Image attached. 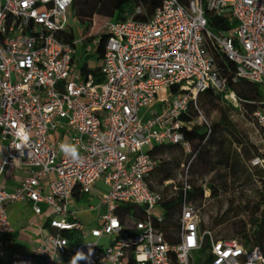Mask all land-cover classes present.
<instances>
[{
	"label": "built area",
	"instance_id": "built-area-1",
	"mask_svg": "<svg viewBox=\"0 0 264 264\" xmlns=\"http://www.w3.org/2000/svg\"><path fill=\"white\" fill-rule=\"evenodd\" d=\"M72 5L0 0V264H70L67 258L77 253L86 257L77 264H264V251L250 235L221 238L202 230L199 210L186 201L168 237L161 228L163 195L148 182L158 165L149 151L178 145L191 157L183 180L189 189L188 169L199 148L184 129L199 122L211 131L197 106L200 94L212 89L232 106L242 105L212 48L235 64L232 83L245 80L264 92V0H162L148 21L108 20L83 36ZM142 12L138 6L136 13ZM210 16L233 26L213 31ZM102 32L108 39L96 83L92 75L82 77L77 55L83 42L92 52ZM191 102L198 117L185 123ZM157 103L160 111L153 110ZM255 104L252 117L264 133V97ZM24 132L26 144L18 135ZM63 142L77 147L79 162L60 151ZM260 163L257 158L254 165ZM9 167L27 172L12 191L3 181ZM78 197L98 212L94 225L78 219ZM16 203L46 215L45 224L31 222L45 234L34 255L15 254L6 263L7 210ZM127 204L143 215L132 225L118 214Z\"/></svg>",
	"mask_w": 264,
	"mask_h": 264
},
{
	"label": "trees",
	"instance_id": "trees-1",
	"mask_svg": "<svg viewBox=\"0 0 264 264\" xmlns=\"http://www.w3.org/2000/svg\"><path fill=\"white\" fill-rule=\"evenodd\" d=\"M162 3V0H73L72 5V16L76 18L81 24L85 26V35L98 29V23L94 19L105 18V20H113L115 22H124L130 18H134L138 21H148L152 17L154 9ZM138 6H141L143 12L138 14L136 9ZM233 24L229 19L217 16L209 17V28L213 31H224L227 32L232 28ZM98 43L95 46V52L97 53L98 60L101 63L104 54L105 46L107 42V36L104 32L96 36ZM94 38V35L91 36V39ZM74 39L73 34H69L68 41L72 42ZM86 44L83 42L79 46V51L83 50L85 53L88 51L85 50ZM212 55L215 58L216 65L223 76L227 78L228 89L234 91L236 95L242 100V105L252 113L256 110L257 105L255 102H259L264 97V92L262 88L256 84L250 83L245 80H240L238 83H232V77L236 70L235 64L230 61L225 55H223L218 49L212 48ZM82 77L85 79L89 75L94 77L96 83L102 82V76L100 74V64L94 68H90L87 64L80 69ZM217 100H224L221 94L215 93L214 90L209 89L205 93H202L197 98V106L204 105V103H213ZM199 108V106H198ZM198 117V111L193 102L190 104L188 115H183L181 120L185 123H191ZM234 132L233 126L231 123L224 118L223 124ZM211 131L206 125H195L192 130L184 129L186 137L193 141L195 146L199 148V152L194 159V161H200V168H204V163L206 162V155L204 147L208 145L209 147H214L217 144V137L219 135L220 124L211 125ZM207 139L206 143L202 145V142ZM225 142V141H224ZM233 143H231L232 145ZM239 145L243 148V154L246 160L250 161L251 148L245 147L241 141ZM149 154L153 159L158 161L157 169L153 172L149 179V185L152 190L159 191L163 195L164 201L162 202V209L166 215V221L161 226L162 231L166 233L169 237L171 234V229L177 227L178 218L180 216L181 208L183 203H187L195 206L199 213L201 214L202 203L205 200L207 190L211 191L213 195L217 194V189L214 185H209L207 187L199 186L194 179H189L188 176V185L189 189L185 191L183 186V181H175L178 176H182V173L185 175V170L190 162L191 157L187 156L182 147L178 145H166V146H155L150 151ZM184 155L186 158H184ZM219 164H222L223 167L229 172L234 179L239 178L241 174H245L247 169L245 163L241 160V155L238 153H232L228 151L225 147L221 148ZM188 169V172H189ZM251 175L247 178L251 180ZM261 179H263L261 175ZM237 180V179H236ZM173 181L166 185V182ZM226 191L227 188L225 183L221 186ZM262 202L264 203V186L261 191ZM78 200L87 202L88 198H79ZM257 209L260 208L258 205ZM118 214L123 222L130 223L128 217L132 214L134 215L133 220H141L143 215L140 209H137L132 204H127L122 207ZM255 218L252 220L254 226L253 231H241L236 232L231 237H222L219 236L216 231L209 228H204L203 222L201 225L202 230L209 229L212 230L217 237L221 238H232L236 236H249L252 239L253 246L260 247L264 251V217ZM71 238L74 237V234H66Z\"/></svg>",
	"mask_w": 264,
	"mask_h": 264
},
{
	"label": "rangeland",
	"instance_id": "rangeland-1",
	"mask_svg": "<svg viewBox=\"0 0 264 264\" xmlns=\"http://www.w3.org/2000/svg\"><path fill=\"white\" fill-rule=\"evenodd\" d=\"M72 20L77 26L80 36L85 35V26L73 16ZM94 20L99 22L98 27L108 21L103 17H96ZM85 44L86 46L89 45L88 42ZM94 48L92 52L85 53L84 49L79 51L77 55L78 70L84 64L90 68L100 64ZM198 106L204 116L203 123L207 121L211 125H221L216 146L209 147L206 145L204 147V151H206L204 168H200L199 160L195 161L187 174L188 178L194 179L199 186L214 185L217 189L216 195L208 190L205 194L207 198L202 203L200 214L203 226L213 229L222 237H231L238 231L252 232L254 228L252 220L264 217V203H261V191L264 186V180L261 179V175L264 179V133L244 105L236 108L225 100H217L213 103H204V105L198 104ZM153 110L160 111V105L155 106ZM145 111L147 110H143L141 115ZM224 118L231 123L234 132L222 125ZM196 125H200V123L196 122ZM239 141L245 147L251 148L252 158L250 161L246 160ZM231 143L233 144L231 145ZM223 147L232 153L240 154L241 160L245 163L247 172L241 174L239 178H236L237 180L229 174L222 164L218 163ZM184 158H186L185 155ZM257 158L261 160V163L254 165ZM250 175L252 178L248 180ZM184 178L185 175L182 173V176H178L175 181H183ZM223 183L226 185V191L221 187ZM99 184L103 185V180ZM258 205L260 208L257 209ZM51 212L53 213V211ZM133 216L132 214L129 219L130 223H132ZM108 242V238L102 239V243L107 244ZM14 252H23L24 255L30 254L29 251L24 252L23 249L17 247L13 251L7 252V256Z\"/></svg>",
	"mask_w": 264,
	"mask_h": 264
},
{
	"label": "crops",
	"instance_id": "crops-1",
	"mask_svg": "<svg viewBox=\"0 0 264 264\" xmlns=\"http://www.w3.org/2000/svg\"><path fill=\"white\" fill-rule=\"evenodd\" d=\"M157 105H160V103H157ZM155 106L153 109H155ZM156 169L153 172H155ZM26 175L27 172L25 170L9 167L3 175V181L6 184L7 189L12 191ZM88 203L89 199L87 202L77 200L75 210L77 211V217L79 220L86 225L92 226L96 223L98 212L89 211ZM42 209L43 211H47L48 207L46 205H42ZM7 212L11 224V231L4 237L5 253L4 256L1 257V260L6 263H8L15 254L24 255L23 252H14L13 254L7 256V252L13 251L17 247L23 249L24 252L29 251V255H34L35 248L44 238L45 232L37 229L35 226H32L31 222L36 219L42 220L44 224L46 222V215L36 216L32 206L27 203H16L10 205ZM37 259L40 260L38 257ZM73 259L74 257H68V263L72 264Z\"/></svg>",
	"mask_w": 264,
	"mask_h": 264
},
{
	"label": "clouds",
	"instance_id": "clouds-1",
	"mask_svg": "<svg viewBox=\"0 0 264 264\" xmlns=\"http://www.w3.org/2000/svg\"><path fill=\"white\" fill-rule=\"evenodd\" d=\"M58 3L61 4V6H64L68 3H70V0H57ZM22 140L23 143H27L29 136L26 132L18 134ZM19 147V145H17ZM60 151L64 153L66 156H69L73 161L79 162L81 160L80 154L78 152V149L75 145H71L67 142H63L60 144ZM86 259L85 256H83L80 253H77L76 257L73 259L72 264H76L78 260Z\"/></svg>",
	"mask_w": 264,
	"mask_h": 264
}]
</instances>
